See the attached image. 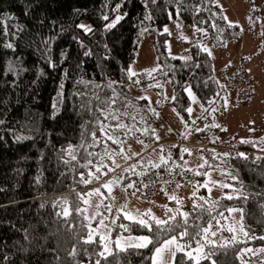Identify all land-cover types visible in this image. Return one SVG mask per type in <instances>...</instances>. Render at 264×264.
<instances>
[{
	"label": "trees",
	"instance_id": "trees-1",
	"mask_svg": "<svg viewBox=\"0 0 264 264\" xmlns=\"http://www.w3.org/2000/svg\"><path fill=\"white\" fill-rule=\"evenodd\" d=\"M120 0H59V2L47 10L37 8L35 3H30V0H0V65L6 71L7 62L22 57L27 71L17 81V85H10L7 81L14 79L12 76H5L4 81L0 82V98L7 101L4 105L5 111L2 118L6 121L9 128H19L21 124L28 126L33 124V132L35 139L33 142H25L16 144L10 138L6 137L3 144H0V188L4 191L0 192V241L3 243L4 254L8 259L3 264H73L72 258L68 253L72 250L75 240L67 231V225L64 223L65 218L57 216L61 212L59 206H55L54 202L62 197L68 198V203L65 205L72 212V215L67 219L73 223L81 236L86 235L87 229L82 227L86 223L84 213H76L77 207H82L83 204L77 198L76 193L87 191L85 185L78 183L80 175L85 174L87 178L88 172H94L95 167L99 163H104L112 167L116 171L120 166L116 164L115 158L120 151L116 145H112L111 141L104 138L102 146L95 148H81L76 152L77 161H72V166L65 165L60 159V148L66 147L68 144L74 147L80 143L91 144L90 133L95 130V121L100 119L101 122L111 123L115 127L116 121H106L103 116H96L92 112L69 109L63 113L57 123L56 121H46L45 118L37 116V113H43L47 116L48 106L51 97L55 94L56 84L60 78L61 71H52L47 64L42 63L39 59V54L33 48L25 47L31 40L40 38L55 37L52 41V57L55 61L61 59L60 53L67 49L71 59L62 67H73L81 63L82 71H74V76H83L84 79H91L93 82L105 83L107 79H112L119 82L115 87L119 93V99L111 105V107L119 115L120 123H126L129 126L135 125L133 134L126 133V130H118L112 134L132 145H139L141 141L152 140V132L155 127V120L168 105H170L181 117L187 118L188 114L182 110L190 106V99L184 90V84L194 86V94L197 96L200 104V117L206 116L204 125L201 129L205 131H195L191 134L192 138H196L195 142L202 145L203 154L206 156L205 166L208 169L216 170L224 184L234 183L227 176L222 175L223 172L232 171L234 168L239 169V175L248 185L245 191L258 192L264 189V183L256 180V173L264 168V160L256 161L255 157L264 153L259 151L260 146H252L241 144L240 141L247 138H237L230 135H217L223 133V130L216 127H211L213 124H218L222 110V98L227 93L223 91L224 87L229 85L231 78H236L235 90L238 98L241 100L239 90L244 85L242 83L243 75L240 72L229 75L226 78V83H219L213 75V64L211 56L199 51L195 45L196 42L189 46V49L183 56H191L193 59L190 63H198L200 68H191L184 65L181 60H173L166 50V39L168 35L164 34L162 29L174 17L179 14L181 20L192 28L200 27L204 32L195 34L203 35L210 40L214 45H222L226 39L235 36L239 33V26L229 28L228 24L223 20H219L221 15L220 10L217 11V0H157L156 4L145 3V0H128L121 9L122 13H127V17L112 33L103 31L105 21L102 16L107 13L111 18H114V13L110 11ZM107 5V6H106ZM31 7L33 11L30 15H26V9ZM79 10L77 13L74 10ZM172 13V17H169ZM151 14L152 19L147 20L145 17ZM37 16L40 18L47 17L45 24H54L52 28H39ZM11 17L12 19H9ZM85 23L92 26L93 33L85 34L82 30L76 29L74 24ZM23 24L26 28L17 44V52L12 53L11 50L5 49L2 45L6 42H12L11 33L15 31L13 25ZM212 24H218L223 29L222 32H217L216 29L210 27ZM60 25L66 29L61 33ZM141 26H147L152 31L147 32L150 41L152 42L157 55V62L162 71L157 72L156 78L161 80L169 79L172 90V97L175 100L164 99L161 90L151 88V81L147 77H141L143 80L141 85L130 82L126 79L123 69L133 61L137 50V40L140 37L139 29ZM39 31L40 36L35 33ZM76 36L82 41L85 49H81L76 41L72 39ZM107 43L111 48L108 53L110 59L107 62L101 60L105 56L104 44ZM91 49L93 55L84 57L83 51ZM199 53V54H198ZM98 63H104L103 71L107 74L105 77L98 75L101 69ZM244 64V62H242ZM43 68L47 73L46 77L40 78L36 84L31 81L36 79L37 71ZM144 72V71H143ZM168 73V75H165ZM72 87V85H69ZM155 95V100L152 101L147 97V94ZM163 94L168 96L163 88ZM254 93V86L249 91L246 97L248 100ZM111 89H104L101 92L102 99L114 97ZM147 97V100L137 99V97ZM245 100V101H246ZM209 101H213L210 104ZM71 102V101H70ZM204 109H215V111L203 112ZM101 108L104 105H100ZM154 108L158 115L154 116L151 112ZM219 110V112H218ZM29 113L31 115L29 116ZM135 119H132V118ZM146 130V131H145ZM48 132H54L53 136H47ZM81 133H84L85 139L81 141ZM98 137H104V134L97 132ZM184 138V137H180ZM175 139L168 140V146L162 152L164 157L158 163V166L165 161L167 153L174 152L179 147L175 145ZM252 140V139H251ZM51 141L52 143H49ZM155 142V140H152ZM189 142V141H188ZM190 142H193L190 141ZM107 148L114 158L112 163L107 155H104V149ZM87 152L100 153L103 159L98 156H89ZM180 152V151H179ZM177 152L176 155L179 153ZM243 152L250 157V161L245 163L238 159L232 158H215L217 154ZM41 154L45 159L41 160ZM66 158V157H65ZM92 161L89 168L85 169L79 165ZM130 161V160H128ZM127 163V162H125ZM152 164L145 165L140 172L136 166L131 168L133 176L139 179L140 183H136L133 179L126 177L136 190L139 184H142L149 169H153ZM122 166V165H121ZM134 169V170H133ZM205 169V168H204ZM114 171L105 173V175L97 174L98 179L93 180V183L88 186L90 189L99 182L105 180ZM146 173V174H145ZM63 174V175H61ZM37 178L40 182L37 183ZM196 184V183H194ZM131 185V184H130ZM223 187L220 191L211 192L209 199H217L220 201L216 210L209 212L208 205L193 210V205L189 208L190 213V231L195 232L196 225L204 226L211 216H217L219 212L225 211L226 207H243L245 209V226L251 232V235L256 237L264 236V224L260 220L264 219L262 211L259 208L260 203H264L258 195L253 200L249 198L248 203L243 200L227 201L221 199L224 196ZM141 199L149 201L157 192L152 189L146 198ZM199 195H205L204 188L198 189ZM44 207H40L41 203ZM170 202V201H169ZM195 201L194 203H197ZM202 203V202H201ZM226 215V213H225ZM182 221V218H180ZM112 229H118L115 225ZM25 230L31 232L32 239L30 242L24 241ZM112 236L117 235L113 231ZM119 234V229H118ZM126 234H150L144 230H137L135 226L129 225V231ZM99 240V237H95ZM20 242L29 250L27 254L20 251ZM219 241L217 240V243ZM195 245V241H191ZM251 243L255 246L264 245V240L249 239L245 244ZM239 244L230 246L225 251L217 250L212 260L217 261V264H241L240 256L237 249ZM80 255L77 257L81 263L94 264L95 257L89 260L93 252L103 250L102 242L93 245H81ZM149 248L144 249H126L120 252L119 249L112 247L113 255L107 257V264H151L152 251ZM208 246L205 252L209 250ZM87 248V255L83 254V249ZM50 249L55 251L50 252ZM183 256V253L178 254V257ZM185 264H195L183 256ZM101 264H106V261L101 258ZM201 264H211L210 260H202Z\"/></svg>",
	"mask_w": 264,
	"mask_h": 264
},
{
	"label": "snow or ice",
	"instance_id": "snow-or-ice-1",
	"mask_svg": "<svg viewBox=\"0 0 264 264\" xmlns=\"http://www.w3.org/2000/svg\"><path fill=\"white\" fill-rule=\"evenodd\" d=\"M59 0H30V3H35L37 8H43L47 10L49 7L57 4ZM128 0H120V3H116L114 7L110 9L112 13H114V18L110 19L109 14L105 13L102 16L103 21H105L103 31L107 33H112L114 29L117 28L118 25L121 24L127 17V13H122L121 9L124 7L125 3ZM156 4L157 0H145V3ZM203 3V0H201ZM107 6V5H106ZM255 11V7L252 9ZM33 9L31 7L26 9V15H30ZM77 13L79 10H74ZM217 11H219V3L217 0ZM172 13H169V17H172ZM9 19H12L9 17ZM47 17L40 18L37 16V23L39 28L49 27L52 28L54 24H45ZM147 20H151V14L145 17ZM228 17L221 14L219 16V20H227ZM252 23L251 19L249 20ZM177 27H181L179 22H176ZM15 31L11 33L13 37L12 42H6L2 45L3 48L9 49L12 51L13 54L17 52V44L15 41H19L21 39L22 34L25 33L26 28L23 24L13 25L12 26ZM76 29L82 30L85 34L93 33L94 29L91 25L85 23L74 24ZM210 27L217 30V32H222L223 29L219 27L218 24H212ZM229 28L237 27L234 22L228 23ZM66 29L63 25H60L61 33L64 32ZM152 31L147 26H141L139 29V35L142 36L145 32ZM163 33L166 35H172L170 29L165 26L162 29ZM195 32L201 33L204 32V29L200 27L195 28ZM37 37L40 36L39 31L35 33ZM264 35V34H262ZM55 37H46L40 38L38 40H31L29 43L25 45V47L33 48L36 53L39 54V59L42 63L47 64L48 68L52 71H61L60 78L56 84L55 94L50 99V104L48 106L47 116L45 117L43 113H37V116L45 118L46 121H56L59 123L62 114L69 111V109L80 111H88L94 113L96 116L100 117L103 116L106 121H116L115 127L112 126L111 123H104L101 122L100 119L95 121V130L90 133L91 136V144L80 143L75 147L71 144H68L66 147L60 148V159L65 165L72 166V161H77L76 152L81 148H95L97 146H102L104 138L111 141L112 145H116L117 148H120L124 143L125 140L118 138L117 136L113 135V132L118 130H126V133H131L135 125L129 126L126 123H120L119 115L117 112L111 107L119 99V93H117V88L115 87L119 82L107 79L105 83L100 82H93L91 79L86 80L83 76H74V71H82L81 63L78 62L74 68L73 67H62L66 62H68L71 57L67 49L63 50L60 53L61 59L59 61H55L51 55L52 48L51 44ZM72 39L76 41L81 49H85L86 45L78 40L76 36H73ZM181 39H186L185 37H181ZM199 51L207 54V56H212V51L206 46L200 43L195 45ZM105 49V56L101 58L103 62H107L110 59L108 53L111 52V48L107 43L104 44ZM169 53H171V47L169 45ZM139 54V53H137ZM199 54V53H198ZM93 55V51L91 49H87L83 51L84 57H91ZM171 58L173 60H181L184 62V65L190 66L191 68H200L201 65L198 63H190L192 61L191 56H177L172 54ZM24 64V60L22 57H18L15 60H9L7 62L6 71L4 70L3 66L0 65V82L4 81L5 76H12L14 79L7 81L10 85H17V81H20L22 76L29 71L27 67L22 66ZM100 67L101 71L98 73L101 77L107 76L106 73L103 71L104 63H98L97 65ZM125 72L126 79L130 82H134L137 85H141L143 80L141 77H147L150 80H156V73L161 72L162 70L159 67H154L144 72H137L133 67L125 66L123 69ZM168 75V73H165ZM47 73L43 68H39L37 71L36 79L31 81L32 84H36L40 78L46 77ZM168 82H172L169 80ZM72 85V87H69ZM2 86V84H0ZM157 89L161 90V93L164 99L175 100V97H168L163 94V85L157 82L154 85H151ZM184 90L187 92V96L191 99L193 103L197 101V96L194 94V86L191 84H184L182 85ZM104 89H111V91L116 94L114 97H110L108 99H102L101 92ZM137 99L147 100V97L141 96L137 97ZM71 101V102H70ZM7 101L3 98H0V144H3L7 138H10L12 142L16 144H22L25 142H33L35 137L32 134L33 132V124L25 126L21 124L19 128H9L6 125V121L2 118L3 112L6 110L4 105ZM210 104H213V101H209ZM100 105H104L103 108ZM203 112L208 111H215V109H204L203 105H201ZM224 108L227 107V103L223 105ZM192 107H186L182 110L183 113H187L191 115L193 113ZM151 112L154 116L158 115L154 108H151ZM31 113H29V116ZM206 116L198 117L197 119H204ZM132 119H135L134 117ZM187 122V121H186ZM191 124H195L196 121L193 120L190 122ZM211 127L219 128L218 124H213ZM198 131H205L206 129H197ZM146 131V130H145ZM97 132H101L104 134V137H98ZM54 132H48L47 136H53ZM85 135L81 133V141H84ZM49 143H52L49 141ZM241 144H248L252 146L261 145L259 147V151L264 153V138L259 141L251 140V139H243L240 141ZM89 156H98L102 160L103 157L100 153H93L87 152ZM120 155H124L123 150L120 151ZM104 155H107L108 159L114 163V158L110 152H108L107 148L104 149ZM139 155V154H137ZM66 157V158H65ZM232 158L238 159L242 162H249L250 157L243 153L239 152L233 155L232 153H222L217 154L215 158ZM40 159H45L44 155L41 154ZM264 160V156H256L255 160L252 161L255 163L256 161ZM168 161L165 160L164 163ZM92 164L90 160L88 163L79 165L85 169L89 168V165ZM205 165H202V168H205L204 172H197V176H207L208 179L202 182H199L195 187L196 191L192 194V199L194 201H198L194 203L193 210L203 207L204 204L208 205L209 212L216 210L220 201L217 199H209V196L213 190V184L217 187H223L224 196L221 198L223 200L232 201V200H243L248 203L249 198L251 197L253 200L257 197V195L264 200V189H261L258 192H247L245 191L248 185L245 184L244 180L239 175V169L234 168L232 171L223 172L222 175L228 177V179L234 183H226L220 184L218 182L212 181L210 173L206 170L207 168ZM208 166V165H207ZM152 167H160L158 165H153ZM134 170V169H133ZM190 171V169H188ZM110 171H114L112 167L106 165L104 163H99V166L95 167L94 172H88L87 178L85 174L80 175L78 183H82L85 185L87 191L83 193H76L77 198L81 201L82 204H87L89 202L88 198L94 193L99 192V189H89L88 186L93 183V180H97V174L105 175V173H109ZM146 174V173H145ZM63 175V174H61ZM254 181L258 180L264 183V168L256 173V176L253 178ZM40 180L37 178V183ZM129 188H135V185H129ZM204 188L206 190L205 195H199L198 189ZM103 189H106L108 192L110 190V185L106 184L103 186ZM113 190V189H112ZM4 191L3 188H0V192ZM163 191V190H162ZM168 199L175 202V204H181V198L177 196H168ZM202 202V203H201ZM68 203L67 197H62L59 200L54 202L55 206H59L62 210L61 212L57 213V216H62L65 218L64 223L68 226L67 231L72 235L75 243L73 244L72 250L68 253V255L72 258L73 264H81V261L77 259V257L81 254L80 247L81 245H93L99 244L103 242V250L98 252H93L92 256H89V260H92V257H95L94 264H101V258L106 261L107 264V257L113 255L112 245L115 248L119 249L120 252L125 251L126 249H144L149 248L152 251L153 255L151 257L152 264H185L183 256H186L189 260L194 261L195 264H201L202 260H210L211 264H217V261L212 260V257L216 255L217 250L225 251L230 246H234L239 243H243L249 239H260L264 240V236L256 237L251 235L248 228L245 226V209L243 207H226L225 211L219 212L217 216H211L210 219L205 223L204 226L196 225V231H190V213L188 211H183L181 207H165V216L158 217L155 213L152 212L151 209H147L144 212L140 213L139 215L133 214L131 212L124 211L121 208L118 212L116 218L112 221L114 225L118 226V229H123V233L126 234L129 231V225L135 226V228L139 230H144L146 233L150 234H141V235H132L127 236L123 234H118V229H112L108 232H101V228L107 229L108 225L105 224L103 219L102 213H96L94 216H84V220L86 221L82 227L87 229L86 235L81 236L78 231H74L76 226L73 223H70L67 219L69 216L72 215V212L69 211L65 205ZM182 205V204H181ZM45 204L42 202L40 207H44ZM109 211H111V205H104ZM259 208L264 210V203L259 204ZM87 209L82 207L76 208V213L82 214L86 213ZM227 213V215H225ZM236 214H239L240 219L235 223L230 220V217H235ZM262 215H264V211H262ZM182 218V221L181 219ZM93 221H96V227L92 226ZM127 221V222H125ZM261 224H264V219L260 220ZM116 231L117 237L115 240H111V233ZM229 233V237H224L223 233ZM220 235V240L217 243L213 239L217 235ZM99 237V240H96L95 237ZM243 237V239L241 238ZM24 241L30 242L32 239L31 232L29 230H25V235L23 237ZM191 241H195V247H193ZM20 246V251L27 254L28 248L24 246V244L17 242ZM209 247V250L205 252V248ZM3 249V243L0 241V250ZM55 251V249H50V252ZM240 252V261L241 264H246L244 260V256L247 253H252L253 255H257L258 253H264V248L260 249H252V248H245L243 250L237 249ZM88 249H83V254L87 255ZM183 253V256L178 257V254ZM88 256V255H87ZM170 257V259H169ZM8 259V256L0 251V264H3L5 260Z\"/></svg>",
	"mask_w": 264,
	"mask_h": 264
},
{
	"label": "rangeland",
	"instance_id": "rangeland-1",
	"mask_svg": "<svg viewBox=\"0 0 264 264\" xmlns=\"http://www.w3.org/2000/svg\"><path fill=\"white\" fill-rule=\"evenodd\" d=\"M218 3L220 13L228 17L224 21L226 23L234 22L239 26V33L237 35L226 39L222 45L216 46L203 35L197 36L195 29L183 22L179 14H177L176 17L165 25L172 33L166 39V50L170 56L172 54L183 56L192 43H200L206 45L213 53L211 56L213 75L219 83L223 82L227 84L226 78L238 72L243 76H249L254 86V93L246 101H240L236 91H234L236 89L235 87L223 88V91L227 93L221 101L222 110L220 112L218 110L220 115L218 125L223 130V133L219 134L216 130L215 134L259 141L264 138V35H262L264 34V0H218ZM253 7L256 9L255 11L252 10ZM250 19L252 23L249 22ZM176 22H179L181 27H177ZM181 37H185L186 39H181ZM169 45L171 47V53H169ZM157 65L155 48L149 39L148 33L145 32L137 40L135 57L129 64V67H133L137 72H143L157 67ZM168 81V78L165 80L156 78V80H151L149 84L154 85L159 82L164 86L165 92L169 94L168 97H172V90L170 82ZM151 88L155 87L151 86ZM150 93L151 91L147 94V97L154 101L156 97ZM226 103L227 107L224 108L223 105ZM189 107L193 108V113L188 115L187 118H183L168 105L154 122L155 127L152 132V140H155V142L146 139V141H141L139 145L124 143L120 149V151L123 150L124 155H120L119 151L115 158L116 164L120 167L105 180L90 188L99 189L100 191L94 192L88 198L89 202L83 204V208L87 209L84 215L94 216L98 212L102 213L104 222L108 227L107 229L101 228V232L111 231L114 225L112 221L116 218L121 208L126 212H131L136 215H139L147 209H151L156 216L164 217V206L181 207L183 211H188L194 204L195 201L192 199V194L196 191L195 186L199 182L207 180L208 177L196 175L197 172L205 171L201 166L205 165L206 156L203 154L200 146L190 141L197 140L196 138H192L191 134L197 131V129L205 127V118L197 119L200 117V104L198 99L195 103L190 99ZM193 120L196 121L195 124L190 123ZM129 134H133V132ZM175 138H177L176 140L180 139L185 141V144L180 147V158L188 169L194 171L196 184H184L166 192H156L149 201L142 200L138 191L129 190L131 188L128 186L130 184L132 185V183L126 177V170L137 165H158L164 157V153L162 152L168 146L166 142ZM207 171L210 173L212 181L218 182L221 185L224 184L216 170L208 169ZM106 184L110 185L108 192H106V189H103V186ZM212 186L214 187L212 190L214 193L220 191L222 188L217 187L215 184ZM169 195H178L181 198L182 205L175 204V202L169 200ZM104 205H111V211ZM229 219L235 223L240 219V216L236 214L235 217H230ZM92 226H97L96 221H93ZM115 226L118 228L117 225ZM119 234L127 236L141 235L124 234L123 229H119ZM223 235L224 237L230 236L227 232L223 233ZM116 237L117 235L113 237L111 234V240H115ZM241 238L243 239V237ZM213 239L219 241L220 235L218 234ZM245 248L256 250L264 248V245L255 246L251 243L245 244V242L239 245L240 250ZM238 255L240 256L239 251ZM244 260L246 264H264V253H258L257 255L247 253L244 256ZM81 264L89 263L83 262Z\"/></svg>",
	"mask_w": 264,
	"mask_h": 264
},
{
	"label": "built area",
	"instance_id": "built-area-1",
	"mask_svg": "<svg viewBox=\"0 0 264 264\" xmlns=\"http://www.w3.org/2000/svg\"><path fill=\"white\" fill-rule=\"evenodd\" d=\"M236 81V78H231L229 80L228 88L235 87ZM242 83L244 85L239 90V93L241 100L245 101L247 99L246 97L249 95L250 89L247 87L244 80H242ZM183 144H185L184 141L180 139L175 141L177 147H180ZM177 152L178 149L174 152L167 153L165 158V160L168 161L167 163L163 162L157 169L153 168L148 170L147 177L143 183L140 184L141 186H139L140 189H142V198H146L148 193L154 189L155 186H160L163 189L168 190L179 185L194 183L195 174L186 169L185 165L176 155ZM130 175L134 177V179H138L133 176L132 172H130ZM138 183L140 182L138 181Z\"/></svg>",
	"mask_w": 264,
	"mask_h": 264
},
{
	"label": "clouds",
	"instance_id": "clouds-1",
	"mask_svg": "<svg viewBox=\"0 0 264 264\" xmlns=\"http://www.w3.org/2000/svg\"><path fill=\"white\" fill-rule=\"evenodd\" d=\"M227 88H228V86H227ZM183 141V140H182ZM184 143H185V141H184ZM191 143H193V144H195V145H197V146H200V147H202V145H200V144H198L197 142H195V141H193V142H191ZM184 145V144H183ZM182 146V145H181ZM180 146V147H181ZM180 147L178 148V152L180 151ZM177 156H178V158L181 160V158H180V152L177 154ZM181 162H182V160H181ZM183 163V162H182ZM184 164V163H183ZM161 165V164H160ZM159 165V166H160ZM185 165V164H184ZM145 165H137L136 166V168H138V169H136V170H138V171H142L143 170V167H144ZM186 167V166H185ZM132 168V167H131ZM131 168H128L127 170H126V174H127V176L129 177V178H131V179H133L136 183H138V181H139V179H134V177H132L131 175H130V170H131ZM153 168H155V169H157L158 167H153ZM186 169L188 170V168L186 167ZM190 171H192V170H190ZM193 173H194V171H192ZM195 174V173H194ZM194 183H195V181H194ZM194 183H192V184H194ZM184 185V184H183ZM139 186H141L140 184H139ZM137 187V191L139 192V195L141 196V192H140V187ZM180 186V185H179ZM177 187V186H176ZM176 187H174V188H176ZM174 188H170V189H163L162 187H160V186H155V189H156V191L157 192H166V191H169V190H171V189H174ZM163 190V191H162Z\"/></svg>",
	"mask_w": 264,
	"mask_h": 264
},
{
	"label": "bare ground",
	"instance_id": "bare-ground-1",
	"mask_svg": "<svg viewBox=\"0 0 264 264\" xmlns=\"http://www.w3.org/2000/svg\"><path fill=\"white\" fill-rule=\"evenodd\" d=\"M243 80H244L245 84L247 85V87L251 90L253 88V83H252L251 78L247 75H244Z\"/></svg>",
	"mask_w": 264,
	"mask_h": 264
}]
</instances>
